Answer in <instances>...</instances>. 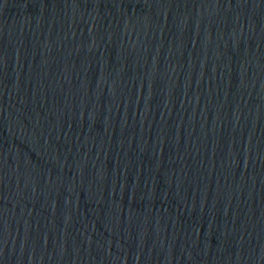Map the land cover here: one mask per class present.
Segmentation results:
<instances>
[{
	"label": "water",
	"instance_id": "obj_1",
	"mask_svg": "<svg viewBox=\"0 0 264 264\" xmlns=\"http://www.w3.org/2000/svg\"><path fill=\"white\" fill-rule=\"evenodd\" d=\"M0 264H264V0H0Z\"/></svg>",
	"mask_w": 264,
	"mask_h": 264
}]
</instances>
